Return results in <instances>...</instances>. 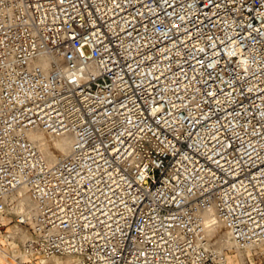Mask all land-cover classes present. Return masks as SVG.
Wrapping results in <instances>:
<instances>
[{
    "label": "built area",
    "instance_id": "obj_1",
    "mask_svg": "<svg viewBox=\"0 0 264 264\" xmlns=\"http://www.w3.org/2000/svg\"><path fill=\"white\" fill-rule=\"evenodd\" d=\"M8 216L38 259L264 264V0H0Z\"/></svg>",
    "mask_w": 264,
    "mask_h": 264
},
{
    "label": "bare ground",
    "instance_id": "obj_2",
    "mask_svg": "<svg viewBox=\"0 0 264 264\" xmlns=\"http://www.w3.org/2000/svg\"><path fill=\"white\" fill-rule=\"evenodd\" d=\"M47 133L44 129L36 128V129L31 131L30 137L38 143V145L40 146V148L42 149V151L44 152V154L46 155L48 160L53 162V161H56L58 158L66 155L69 152L70 147H71V143L73 141V136L71 134H59V135H57V134H53V133H48L50 135H47ZM26 199L27 198L24 197L20 200V202L18 203V205L16 207L15 212L21 213L22 211L25 210V208L27 207ZM18 227H16V229H15L16 232L19 229ZM216 229L219 231L220 236H222V237L217 239L218 241L221 240L219 243L222 246L227 247V248L232 247V246H236L239 249V253H237L234 257H232L231 254L228 252V259L230 262L232 259H234L237 262V264H241L244 261V258H245L244 256L246 255L244 253H246V251L248 253H251L254 248L258 247V246H253V247L246 248V251H243L244 253H242L241 249L234 243V241L231 239L230 235L228 234V232L226 230H225V232H226V236H225L223 229H220L219 227H217ZM16 232L14 231V233H16ZM225 237H228V238L225 239ZM42 258L46 259L45 257H42ZM46 264H48V263H46ZM52 264H69V261L65 262L63 260V258L58 257L57 261L52 262Z\"/></svg>",
    "mask_w": 264,
    "mask_h": 264
},
{
    "label": "rangeland",
    "instance_id": "obj_3",
    "mask_svg": "<svg viewBox=\"0 0 264 264\" xmlns=\"http://www.w3.org/2000/svg\"><path fill=\"white\" fill-rule=\"evenodd\" d=\"M47 135H50V134L47 133ZM11 219H10V216L6 217L4 219V222H6V224L0 228L1 229L0 230V262L1 263L16 264V261L9 256H12L13 258L21 259V261H25L24 264H46V263L52 264V262L57 261L58 257L63 258V260L65 262L68 261V257L52 256V257L47 258V259H43V258L38 259V258H33L32 256L28 255V253L23 250V248L21 247V245L18 241L24 242L29 233L25 229V227H23L21 224L17 223L15 225H13L14 221L12 222ZM16 227L19 228V229L17 228L18 233L15 230ZM14 231L16 233H14ZM223 232L226 236L225 229H223ZM220 237H222V236H220V234H219V236H217V239ZM226 238H228V237H225V239ZM220 241L221 240H219V242ZM228 251L232 257H234L237 253H239V249L236 246L228 247ZM241 251H242V253H244L243 251H246V249H241ZM253 251L254 250H252V252ZM251 253H248L247 251H246V253H244V254H246L244 256L245 257L244 261H245L246 257L248 255H250ZM230 264H237V262L234 259H232Z\"/></svg>",
    "mask_w": 264,
    "mask_h": 264
}]
</instances>
